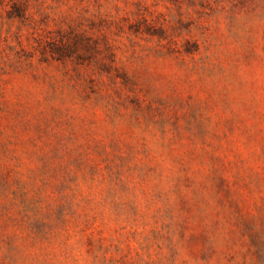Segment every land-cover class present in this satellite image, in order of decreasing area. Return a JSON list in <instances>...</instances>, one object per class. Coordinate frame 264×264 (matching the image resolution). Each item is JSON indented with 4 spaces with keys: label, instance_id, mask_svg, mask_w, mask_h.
Returning a JSON list of instances; mask_svg holds the SVG:
<instances>
[{
    "label": "rangeland",
    "instance_id": "obj_1",
    "mask_svg": "<svg viewBox=\"0 0 264 264\" xmlns=\"http://www.w3.org/2000/svg\"><path fill=\"white\" fill-rule=\"evenodd\" d=\"M0 264H264V0H0Z\"/></svg>",
    "mask_w": 264,
    "mask_h": 264
}]
</instances>
